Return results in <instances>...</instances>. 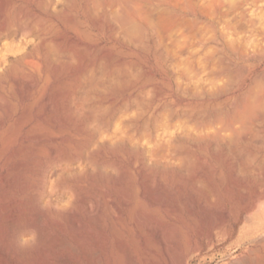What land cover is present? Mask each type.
I'll return each instance as SVG.
<instances>
[{
    "label": "rangeland",
    "instance_id": "374dc122",
    "mask_svg": "<svg viewBox=\"0 0 264 264\" xmlns=\"http://www.w3.org/2000/svg\"><path fill=\"white\" fill-rule=\"evenodd\" d=\"M264 264V0H0V264Z\"/></svg>",
    "mask_w": 264,
    "mask_h": 264
},
{
    "label": "bare ground",
    "instance_id": "6f19581e",
    "mask_svg": "<svg viewBox=\"0 0 264 264\" xmlns=\"http://www.w3.org/2000/svg\"><path fill=\"white\" fill-rule=\"evenodd\" d=\"M45 264V263H44Z\"/></svg>",
    "mask_w": 264,
    "mask_h": 264
}]
</instances>
